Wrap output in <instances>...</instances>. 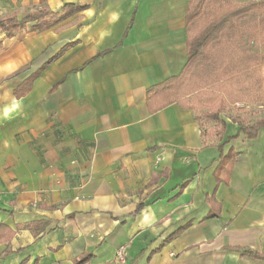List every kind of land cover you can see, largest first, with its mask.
<instances>
[{"label":"crops","instance_id":"1","mask_svg":"<svg viewBox=\"0 0 264 264\" xmlns=\"http://www.w3.org/2000/svg\"><path fill=\"white\" fill-rule=\"evenodd\" d=\"M187 3L0 0L63 16L0 31V264H264V126L147 92L186 61Z\"/></svg>","mask_w":264,"mask_h":264},{"label":"trees","instance_id":"2","mask_svg":"<svg viewBox=\"0 0 264 264\" xmlns=\"http://www.w3.org/2000/svg\"><path fill=\"white\" fill-rule=\"evenodd\" d=\"M62 17L47 9L26 13L21 19L2 17L0 31L11 36L30 22L44 30ZM185 19L186 61L180 73L147 92L162 94L160 107L183 102L195 110L197 120L220 124L222 133L220 114L229 104L259 102L263 97L264 0H188ZM232 119L249 135L264 126L263 117L251 125H246V117Z\"/></svg>","mask_w":264,"mask_h":264},{"label":"rangeland","instance_id":"3","mask_svg":"<svg viewBox=\"0 0 264 264\" xmlns=\"http://www.w3.org/2000/svg\"><path fill=\"white\" fill-rule=\"evenodd\" d=\"M241 1V0H239ZM262 73V90L263 97L259 102L253 103H236L229 104L228 107L222 112L225 117L232 118L234 116L246 117L248 120L253 121L257 117L264 118V64L260 66Z\"/></svg>","mask_w":264,"mask_h":264},{"label":"built area","instance_id":"4","mask_svg":"<svg viewBox=\"0 0 264 264\" xmlns=\"http://www.w3.org/2000/svg\"><path fill=\"white\" fill-rule=\"evenodd\" d=\"M126 254H127V249H126V247H125L124 245H121V246L118 248L117 252H116V257H117V259H118L119 261L124 262L125 259H126Z\"/></svg>","mask_w":264,"mask_h":264}]
</instances>
